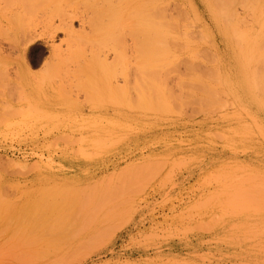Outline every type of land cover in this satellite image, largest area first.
I'll return each instance as SVG.
<instances>
[{"label":"rangeland","instance_id":"rangeland-1","mask_svg":"<svg viewBox=\"0 0 264 264\" xmlns=\"http://www.w3.org/2000/svg\"><path fill=\"white\" fill-rule=\"evenodd\" d=\"M263 183L262 0H0V264H264Z\"/></svg>","mask_w":264,"mask_h":264},{"label":"bare ground","instance_id":"bare-ground-1","mask_svg":"<svg viewBox=\"0 0 264 264\" xmlns=\"http://www.w3.org/2000/svg\"><path fill=\"white\" fill-rule=\"evenodd\" d=\"M262 1H263V3H264V0H262ZM215 13H216V12H215ZM143 24H144V25H143ZM143 24L140 25L141 28L139 27V28H140L139 33H142V32L145 33V32H146V34H147V32L151 31L152 26L150 27V24H149V25H146L147 23H143ZM142 27H143V28H142ZM136 29L138 30V28H136ZM141 30H143V31H141ZM151 33H152V32H151ZM152 34H153V33H152ZM152 34H151V35H152ZM155 34H156V33H155ZM153 35H154V34H153ZM154 36H155V35H154ZM241 41H242V39H241ZM146 52H147V53H146ZM144 53H145V54H144ZM148 54H151V52H150V51H144V52H143L144 59L146 58V61H145L144 59H143V60H144V63H145V62H146V63H145V64H144V63H143V64L141 63V65H140L139 67H142V70H147L148 68H150V69H148V70H154V69L158 68V67H156V65L159 64V63H157V61H159L160 58L157 57V61H156V57H155L156 54H155V56H154L153 54H151L152 57H151V55L148 56ZM236 54H237V52H236ZM146 55H147V57H146ZM205 55H206V54H205ZM212 55H213V54H212ZM237 56H238V55H237ZM148 57H149V59L151 58L152 60H149ZM153 57H155V60H153V59H154ZM204 57H205V56H204ZM208 57H209V56H208ZM214 57H215V59H218L217 61L220 60V58L218 57L217 54H216ZM240 57H241V56H240ZM212 58H213V57H212ZM238 58H239V56H238ZM208 59H209V58H208ZM240 60H241V59H240ZM150 61L152 62V64H150ZM154 61H155V62H154ZM202 61H204V60L201 59L200 62L202 63ZM211 61H212V60H211ZM159 62H160V61H159ZM153 63H155V64L157 63V64H156V65L154 64V65H155V66H154ZM160 64H162V59H161ZM198 64H199V63H197L196 66H198ZM145 65H146V66H145ZM151 65L154 66V67H156V68L152 67ZM144 66H145V67H144ZM157 66H158V65H157ZM143 67H144V69H143ZM146 67H147V68H146ZM145 68H146V69H145ZM205 68H206V67H205ZM202 69H204V68H202V67H201V64H200V65L198 66V70H197V73L199 72V74H197V76L199 77V81H200V82L203 81L202 78H203V76H204V74H202V71H203ZM206 69H207V71L210 70V69H208V68H206ZM211 71H212V70H211ZM208 75H209V74H208ZM209 76H210V75H209ZM219 76H220V75H219ZM203 79H204V78H203ZM152 80H153V79H151V78L145 79V82H147V83H144V86H143V87H144L145 89H147L146 93H148V92L150 93V91H154V92H155V90H154L152 87H150V86L153 85V82H154V81L152 82ZM148 83H149V84H148ZM146 84H147V87L145 86ZM148 86H149V87H148ZM199 87H201V86H199ZM145 89L143 90V92L145 91ZM148 89H149V90H148ZM152 89H153V90H152ZM198 89H199V88H198ZM141 90H142V89H141ZM200 90H201V92H200L199 94H201L202 91H204L205 89H204V88L202 89V87H201ZM210 90H211V89H210ZM212 91H213V90H212ZM205 92H206V91H205ZM139 93H141V91H140ZM144 93H145V92H144ZM212 93H214V92H212ZM142 94H143V93H142ZM150 94H151V93H150ZM203 94H205V93H202L201 95H203ZM210 94H211V93H210ZM218 94H219V93H218ZM218 94L215 93V94H213V95H216V96H217ZM144 95H145V94H143L142 96H144ZM219 95H220V94H219ZM211 96H212V95H211ZM216 96H215V97H216ZM215 97L211 99V100H212V101H211V103H212L211 105H213V104L215 105V103L217 102V100H219V98L217 99V98H215ZM217 97H218V96H217ZM141 99H143V101L140 102V98H139L137 103H140V104H141L142 102H144V98L142 97ZM199 100H200V102L203 104V102H202L203 97H202V98H201V97H200V98L198 97V101H199ZM208 102H209V101H208ZM198 103H199V102H198ZM201 103H200V104H201ZM140 104H138V105H140ZM202 104H201V105H202ZM223 104H225V103L223 102ZM208 105H209V104H208ZM136 106H137V104H136ZM229 106H230V105H229ZM199 107H200V106H199ZM200 108H202V107H200ZM209 108H210V106H209ZM220 108H221V107H220ZM211 109H212V108H211ZM200 113H201V112H200ZM224 114H225V113H224ZM212 134H213V133H212ZM218 135H220V134H218ZM211 136H212V135H211ZM223 136H224V135H223ZM221 138H222V137H221ZM223 138H224V137H223ZM215 151H216V150H215ZM201 152H202V151H201ZM213 152H214V151H213ZM217 153H218V152H217ZM226 154H227V153H226ZM215 155H216V154H215ZM221 155H222V153H221ZM216 156H218V155H216ZM223 156H225V155L223 154L222 157H223ZM230 156H231V155H230ZM246 156H247V155H246ZM235 157H236V156H235ZM218 159H220V158H218ZM246 171H247V170H246ZM240 176H241V175H240ZM231 180H232V179H231ZM233 180H234V179H233ZM238 180H239V179H238ZM259 184H261V183H259ZM257 185H258V184H257ZM262 186H264V183H263ZM259 187H260V186H259ZM219 188H220V186H219ZM244 189H245V188H244ZM244 189H243V190H244ZM246 189H247V188H246ZM248 189H250V188H248ZM263 190H264V189H263ZM244 194H246V193L244 192ZM262 201H263V199H262ZM263 202H264V201H263ZM262 204H264V203H262ZM262 207H263V206H262ZM0 220H1V219H0ZM7 220H8V219H7ZM4 223H5V222H4ZM20 223H21V222H20ZM13 226H14V225H13ZM20 229H21V228H20ZM15 230L17 231V229H15ZM21 230H22V229H21ZM25 230H26V229H25ZM25 230H24V231H25ZM16 231H15V233H16ZM24 231H23V232H24ZM17 232H18V231H17ZM19 232H20V231H19ZM21 232H22V231H21ZM23 232H22V233H23ZM0 233H1V232H0ZM15 233H12V234H15ZM97 233H98V232H97ZM16 234H17V233H16ZM18 234H19V233H18ZM25 234H26V232H25ZM31 234H32V233H31ZM4 236H5V235H4ZM26 236H27V235H26ZM0 237H1V236H0ZM17 237H18V235H17ZM19 237H20V234H19ZM21 237L23 238L24 236H21ZM46 237H47V236H46ZM1 238H2V237H1ZM11 238H13V236H11ZM15 238H16V237H15ZM42 238H44V237L42 236ZM50 239H52V238H50ZM65 239H66V238H65ZM10 240L13 241V239H10ZM18 240H19V239H18ZM48 240H49V239H48ZM48 240H47V241H48ZM12 241H10V242H12ZM15 241H16V240H15ZM43 241H44V240H43ZM50 242H51V241H50ZM52 242H53V240H52ZM64 242H65V241H64ZM67 242H68V241H67ZM14 243H15V242H14ZM35 243H36V242H35ZM53 243H55V242H53ZM56 243H57V242H56ZM71 243H72V242H71ZM77 243H78V242H77ZM79 243H80V242H79ZM85 243H86V242H85ZM11 245H12V244H11ZM14 245H15V244H14ZM33 245H34V244H33ZM33 245H32V246H33ZM36 245H37V244H36ZM46 245L49 246V244H46ZM50 245H51V244H50ZM52 245H53V244H52ZM56 245H57V244H56ZM56 245H55V246H56ZM30 246H31V245H30ZM53 246H54V245H53ZM68 246H69V245H68ZM70 246H71V245H70ZM83 246H85V245L83 244ZM9 247H10V246H9ZM37 247H39V249L41 248L40 246H37ZM44 247H45V246H44ZM63 247H64V246H63ZM71 247H72V246H71ZM33 248H34L35 250L37 249V248H35V246H34ZM34 249H33V250H32V249L29 250V251H30V252H29L30 255H31V252H32V251H33V252H32L33 254L36 252ZM42 249H43V248H42ZM66 249H68V248H66ZM74 249H75V248H74ZM40 250H41V249H40ZM46 250H48V249L46 248ZM71 250H72V249H71ZM75 250H76V249H75ZM66 251H67V250H66ZM66 251H65V252H66ZM38 252H39V251H38ZM62 252H63V251H62ZM29 253H28V254H29ZM63 253H64V252H63ZM74 253H76V252H74ZM74 253H73V254H74ZM26 254H27V253H26ZM36 254H37V253H36ZM43 254H44V253H43ZM69 254H70V253H69ZM73 254H72V256H73ZM34 255H35V254H34ZM37 255H38V254H37ZM67 255H68V254H67ZM65 256H66V255L64 254V257H65ZM30 257H31V256H30ZM32 257H33V256H32ZM64 257H63V258H64ZM42 259H43V258H42ZM61 259H62V258H61ZM33 260L35 261V260H37V259L34 258ZM58 260L60 261V258H58ZM58 260H57V262H58ZM62 260H63V259H62ZM38 261H39V260H38ZM50 261H51V260H50ZM55 261H56V260H55ZM71 261H72V260H71ZM32 262H33V261H32ZM44 263H45V262H44ZM46 263H47V262H46ZM52 263H53V262H52ZM55 263H56V262H55ZM59 263H60V262H59ZM59 263H58V264H59ZM36 264H37V263H36ZM49 264H50V263H49Z\"/></svg>","mask_w":264,"mask_h":264}]
</instances>
